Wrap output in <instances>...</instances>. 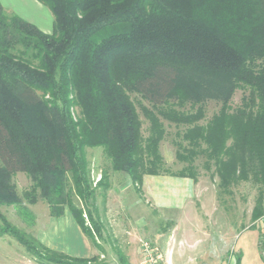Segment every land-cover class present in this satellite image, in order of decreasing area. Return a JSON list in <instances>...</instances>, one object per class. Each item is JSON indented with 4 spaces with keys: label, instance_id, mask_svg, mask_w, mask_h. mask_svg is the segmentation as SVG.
<instances>
[{
    "label": "trees",
    "instance_id": "1",
    "mask_svg": "<svg viewBox=\"0 0 264 264\" xmlns=\"http://www.w3.org/2000/svg\"><path fill=\"white\" fill-rule=\"evenodd\" d=\"M36 1L53 17L50 33L0 4V236L37 264H107L50 250L2 213L13 208L32 227L23 202L42 200L51 217L67 210L101 239L96 197L110 188L109 173L94 183L87 148H101L110 171L136 189L144 176L195 181L200 161L222 194L254 188L251 220L264 221V0ZM209 102L218 110L207 118ZM167 125L184 165L176 173L160 152ZM16 173L31 182L21 197ZM250 229L264 263V232Z\"/></svg>",
    "mask_w": 264,
    "mask_h": 264
},
{
    "label": "rangeland",
    "instance_id": "2",
    "mask_svg": "<svg viewBox=\"0 0 264 264\" xmlns=\"http://www.w3.org/2000/svg\"><path fill=\"white\" fill-rule=\"evenodd\" d=\"M0 4L5 12L21 16L46 33L52 31L53 17L50 11L36 0H0ZM241 94L240 91L235 92L231 101L233 106L239 104ZM132 98L134 102L139 100L135 96ZM135 106L142 121V131L146 134L147 123L139 107ZM205 110L209 118L218 110V106L209 102ZM166 130L168 135L160 144V152L167 169L176 173L184 166L175 159L173 140L176 129L167 125ZM85 153L94 183L99 181L104 171L109 173L110 188L107 192L99 188L96 197L97 214L103 227L102 238L93 236L92 241L83 235L93 254L107 264H118L117 251L128 256L130 264H139L141 239L156 243L164 251L172 248L173 264H228L230 259L236 260L237 253L233 250L243 231H250L253 225L264 232L263 220L255 223L251 220L257 191L250 185H241L232 189L231 195L222 194L213 170H204L200 161L196 163L197 179H189L188 185L176 180L168 181L170 176L163 174L136 189L124 174L110 171V163L101 148H87ZM13 182L20 197L31 186L24 173H16ZM170 187L177 189L174 192L176 196L172 195L171 198L168 197ZM103 194H106L105 198ZM163 202L171 207H163ZM23 203L35 216L32 227L27 226L13 208H2V213L25 233L37 238L39 229L45 227L47 220H57L49 216L42 200L34 205ZM10 241L12 248L23 250L14 239L10 238ZM0 263L8 262L0 259ZM26 264L36 262L26 254Z\"/></svg>",
    "mask_w": 264,
    "mask_h": 264
},
{
    "label": "crops",
    "instance_id": "3",
    "mask_svg": "<svg viewBox=\"0 0 264 264\" xmlns=\"http://www.w3.org/2000/svg\"><path fill=\"white\" fill-rule=\"evenodd\" d=\"M153 178L156 177L155 176L144 177L142 181V185L153 182L152 180ZM170 179L173 182L174 180H176L184 184H187L189 180L188 178L187 179L179 178V177L174 178L172 176L169 177L168 181H170ZM169 189L170 191L168 192V197L171 198L172 195L176 196L174 192L177 189H174V187H170ZM169 202L170 201H168L167 203ZM163 203H164L162 205L163 207L166 208L171 207L170 204H167L165 202ZM56 219L57 220L54 219H51L49 221L47 220L46 224L44 225L45 227L44 228L41 227L39 229L36 235L37 236L36 239L42 245L49 248L50 250L61 252L70 257L87 259L92 256H97L93 254V250L91 249L90 244L88 243L86 238H84L83 236L84 234L82 233L81 229L76 224L73 217L70 215V213L67 210H65L64 214L61 217H58ZM10 238L11 237L7 235L0 236V256H1L0 259L2 261H7L8 263L6 264H26V254H27L26 251L17 242L16 243L20 247H22L23 250L21 248H16V249L12 248L13 244L10 241ZM239 239L240 241L238 242V244L235 245L233 251H235L237 254L240 255V264H264L260 257V252L257 247L258 232L254 230L243 231L242 234H240L238 240ZM128 261L130 263L129 258ZM228 264H235V261L233 259H230V261H228Z\"/></svg>",
    "mask_w": 264,
    "mask_h": 264
},
{
    "label": "built area",
    "instance_id": "4",
    "mask_svg": "<svg viewBox=\"0 0 264 264\" xmlns=\"http://www.w3.org/2000/svg\"><path fill=\"white\" fill-rule=\"evenodd\" d=\"M139 264H173L171 261L173 255L172 248H166L165 251L156 243L147 239L139 240Z\"/></svg>",
    "mask_w": 264,
    "mask_h": 264
}]
</instances>
